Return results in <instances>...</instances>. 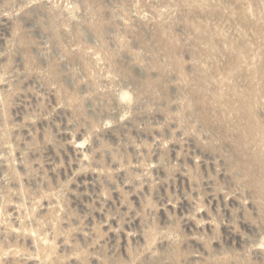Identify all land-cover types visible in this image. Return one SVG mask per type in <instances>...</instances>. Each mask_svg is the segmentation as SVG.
<instances>
[{
    "label": "rangeland",
    "instance_id": "374dc122",
    "mask_svg": "<svg viewBox=\"0 0 264 264\" xmlns=\"http://www.w3.org/2000/svg\"><path fill=\"white\" fill-rule=\"evenodd\" d=\"M0 264H264V0H0Z\"/></svg>",
    "mask_w": 264,
    "mask_h": 264
}]
</instances>
